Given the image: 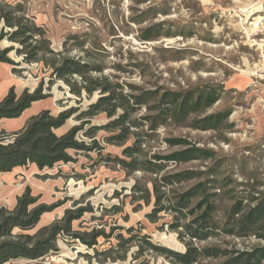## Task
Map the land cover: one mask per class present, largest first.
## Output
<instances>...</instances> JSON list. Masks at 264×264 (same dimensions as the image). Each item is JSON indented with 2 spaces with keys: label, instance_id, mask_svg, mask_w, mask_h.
<instances>
[{
  "label": "rangeland",
  "instance_id": "rangeland-1",
  "mask_svg": "<svg viewBox=\"0 0 264 264\" xmlns=\"http://www.w3.org/2000/svg\"><path fill=\"white\" fill-rule=\"evenodd\" d=\"M3 2L22 4L19 14L44 27L54 49L64 51V55L82 56L103 68L102 72H93L92 77L111 82L123 94L155 90L161 96L167 90L220 87L222 98L201 114L230 111L220 129L195 130L168 121L152 131L153 117L160 113L154 107L158 105L157 98L133 113L132 119L142 124L139 128L132 127L134 137L142 139L148 156L183 148L167 144L168 137L185 138L193 145L214 151L209 160L171 162L162 174L183 170L201 173L196 179L176 185L180 192L205 181L204 173L217 168L210 178L217 180L211 191L219 194L216 200L219 221L224 222L225 212L236 199L244 198L247 203L251 196L264 193V0H0L1 5ZM154 25H160L161 35L151 41L142 39L144 31ZM73 36L88 40L86 50L73 46ZM12 44L6 39L2 41V47ZM9 56L16 62L22 61L15 50ZM13 67L20 71H14ZM36 68L37 64L25 62L16 66L0 63V99L12 86L19 95L26 88L37 89L43 76L44 92L50 94L48 99L27 108L21 117L3 121L0 127L15 131L43 109L58 115L75 107L77 113L57 133L64 134L90 120L77 138L91 142L85 131L100 126L95 138L104 148L101 153L71 151L75 161L56 164L53 169L38 170L28 164L1 175L0 207L12 210L17 196L31 186L33 194L40 195L41 201L54 206V210L44 214L37 228L27 234L63 218L68 209L92 207L93 212L73 222L75 230L96 228L110 232L118 225L134 226L135 232L150 235L155 244L184 251L186 240L179 237L181 229L174 230L168 224L173 214L160 213L155 221L147 215L152 204L146 203L145 189L152 188L157 175L141 170L131 173L116 161L106 160L108 154L123 156L125 146L134 142L133 136L124 145L108 142L106 137L115 132L102 128L112 119L105 112L78 119L82 111L96 103L100 91L92 97L85 92L78 97L62 80L50 84L49 73ZM149 117L152 119L147 120ZM135 185L143 191L135 192ZM99 240V252L110 246L109 241ZM196 243L243 252L264 245V240L220 234ZM58 245L59 250L45 257L43 264H171L164 254L148 249L140 240L130 247L126 260L114 262L108 254L97 253L86 243L64 234L58 238ZM112 254L123 255L116 250Z\"/></svg>",
  "mask_w": 264,
  "mask_h": 264
},
{
  "label": "trees",
  "instance_id": "trees-1",
  "mask_svg": "<svg viewBox=\"0 0 264 264\" xmlns=\"http://www.w3.org/2000/svg\"><path fill=\"white\" fill-rule=\"evenodd\" d=\"M21 9L20 3L0 4V24H3L0 28V63L12 66L21 65L23 62L37 64L38 71L49 73L50 84L62 80L70 86L71 93L78 97L84 92L88 97H92L96 91H100L101 95L96 103L82 111L78 119L105 112L112 119L102 128L115 132L106 137L108 142L124 145L133 136L134 142L125 146L123 156L113 157L108 154L105 156L106 160L116 161L131 173L141 170L157 175L152 188L145 189L146 203L152 204V211L147 215L155 221L160 213L173 214V220L168 224L174 230L181 229L179 237L186 240V247L184 251H179L155 244L150 235L135 232L134 226L126 228L118 225L110 232L96 228L92 231L75 230L73 222L82 219L85 213L93 212L92 207L68 209L63 218L43 225L33 234H27L25 232L28 230L37 228L44 214L54 210V206L42 202L40 195H34L31 186H27L26 190L17 196V203L12 210L0 207V264H21V260L24 261L22 264H43L45 257L59 250L58 238L63 234L70 239L86 243L88 247L96 249L97 253L108 254L110 261L113 262L126 260L130 247L136 240H140L147 244L148 249L164 254L170 259L171 264H264V245H257L251 250L241 252L227 250L217 245L198 246L196 243L220 234L264 240V193L258 192L256 196H251L247 203H244V198L236 199L225 212L224 222L219 221L217 219L219 208L216 203L219 194L211 191L217 180L210 178L216 173L217 168L204 173L207 175L205 181H200L180 192L176 185L196 179L201 173L183 170L162 174L171 162L183 164L197 159L209 160L214 156V151L193 145L185 138L168 137L167 144L183 148L169 154L154 153L148 156L144 153L142 139L135 138V133L132 132V127L139 128L142 125L132 119L133 113L157 98L158 105L154 107L159 109L160 113L153 117L152 131L160 125L167 124L168 121L195 130H218L224 125L230 111L204 116L201 114L222 98L221 88L195 87L181 92L167 90L161 96L155 90L123 94L118 92L111 82L92 77L93 72H102L103 68L93 65L82 56L76 58L54 49L46 29L35 23L33 18L19 14ZM160 31V25L151 26L144 31L141 38L151 41L161 35ZM72 38L75 40L73 46L76 49L86 50L88 40L76 36ZM4 39L13 44L2 47ZM13 50L22 57L21 62H16L9 56ZM13 70L20 71L16 67H13ZM77 78L81 82H78ZM44 83L45 76L40 79L37 89L31 91L26 88L20 95L17 94L15 86H12L6 96L0 99V124L3 120L21 117L34 103L48 99L50 94L44 92ZM77 111L78 108L71 107L54 115L49 109H43L39 114L29 118L19 130L8 132L6 128L0 127V176L28 164L35 165L38 170L53 169L60 163L69 164L75 161L71 151L101 153L104 147L95 138L100 126H92L85 131V135L92 139L91 142L77 138L90 120L82 121L80 125H75L64 134L57 133L56 130L65 125ZM224 187L226 186L220 185V188ZM134 191L143 190L135 185ZM17 229L20 231L16 233ZM99 238L110 242V246L102 252L97 249ZM143 247L142 244L138 250L140 255ZM114 250L122 252L123 255L113 256Z\"/></svg>",
  "mask_w": 264,
  "mask_h": 264
},
{
  "label": "crops",
  "instance_id": "crops-1",
  "mask_svg": "<svg viewBox=\"0 0 264 264\" xmlns=\"http://www.w3.org/2000/svg\"><path fill=\"white\" fill-rule=\"evenodd\" d=\"M3 121H6V120H3ZM3 121H2V122H3ZM21 128H22V127H21ZM21 128H20V129H21ZM17 130H19V129H17Z\"/></svg>",
  "mask_w": 264,
  "mask_h": 264
},
{
  "label": "water",
  "instance_id": "water-1",
  "mask_svg": "<svg viewBox=\"0 0 264 264\" xmlns=\"http://www.w3.org/2000/svg\"><path fill=\"white\" fill-rule=\"evenodd\" d=\"M34 90H35V89H34ZM34 90H33V91H34Z\"/></svg>",
  "mask_w": 264,
  "mask_h": 264
}]
</instances>
